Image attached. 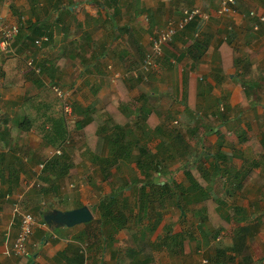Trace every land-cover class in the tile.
Here are the masks:
<instances>
[{"label": "crops", "instance_id": "1", "mask_svg": "<svg viewBox=\"0 0 264 264\" xmlns=\"http://www.w3.org/2000/svg\"><path fill=\"white\" fill-rule=\"evenodd\" d=\"M220 3L0 0V15L6 21L22 22L25 35L33 37L34 32L39 38L49 33L51 38L38 48L18 39L17 55L0 51V105L6 107L0 118V264H197L202 255L219 264H248L264 258V23L250 15L251 10L264 14V0H237V12L222 21ZM196 5L204 8L208 20L199 36L189 25L174 36L166 45L169 49L158 58L159 74L144 82L147 76L137 79L123 70L139 68L155 34L169 19L178 20L183 7ZM227 23H232V30L226 28ZM194 35L206 45L198 63L191 56L197 50H190ZM224 40H231L239 62L225 70L218 48ZM26 42L38 52V64L48 68L41 76H34L23 62L29 48ZM222 49L228 53L224 46ZM73 60L80 62V76L92 70L97 79L93 82L84 76L71 88L76 92L73 106L75 101L80 119L90 116L107 121L110 135L113 128L105 105L112 103L127 115L125 120L134 119L133 124L142 128L134 134L139 143H133L128 153L111 164L108 178L101 160L87 148L90 163L101 173L98 179L108 181L109 187L99 200L93 199L94 210L85 195L80 194L75 204L66 201L63 182L72 168L58 181L55 175L41 179L40 164L58 144L48 136L53 131L32 133L41 124L53 127V122L65 120L51 111L54 101L50 95L46 97L44 84L48 81L44 77L52 80L51 74L57 70L60 81L65 80L64 73L74 82L71 62L67 69ZM106 72L109 81L101 78ZM210 108H214L212 116L206 112ZM23 109L33 116L27 117L32 123L27 131L18 126L17 113ZM174 118L184 131L172 127ZM20 133L24 138L17 136ZM150 142L155 143L153 147ZM116 150L117 145L109 143L104 156ZM152 155L158 163L149 164ZM168 157L181 162L169 165L173 162L167 164ZM122 167H128L132 175L119 178L124 184L120 192L121 184L115 179ZM186 172L191 173V180ZM32 181L42 183L46 192L31 186ZM115 190L121 203L132 205L129 228H99L90 238L84 223L68 227L46 221V215L55 209H72L79 203L91 208L93 219L99 218V203ZM142 193L154 203L140 205L137 199ZM19 194L22 198L17 201ZM169 205L178 214L167 221L171 219L166 216L171 212ZM23 210L33 212L37 220L29 258L18 257L11 249ZM88 240L86 248L83 244ZM142 251L151 253L150 262L144 261Z\"/></svg>", "mask_w": 264, "mask_h": 264}, {"label": "trees", "instance_id": "2", "mask_svg": "<svg viewBox=\"0 0 264 264\" xmlns=\"http://www.w3.org/2000/svg\"><path fill=\"white\" fill-rule=\"evenodd\" d=\"M196 25H197V22H193L189 24V26H191L194 32H195ZM24 26L25 25H21L20 27L19 34L17 35L16 40H15L16 45H17V40L21 39L24 44H25V41L28 40L29 42L30 41L32 42L33 46H35L34 42L37 39L36 35H34L35 33L33 32V37H31V35H25L23 31ZM47 35L50 38V34L48 33ZM197 38L198 37L194 35V40L196 41L193 43L192 47L190 48L191 52H192V49L197 50V52H192V55H191L194 63H198L202 59L203 55L205 54V49L203 47L206 46L204 44H201V41H199V39ZM230 41L231 40H224L222 41L221 45L218 46L219 50L221 48V52H222L220 56V61H221L223 70L227 69L230 65H237L239 63L238 59H236V57L234 58V50L231 47ZM26 46L30 47L31 45L30 43L28 44V42H26ZM222 46H224L228 50L227 54L225 50L222 49ZM40 67H41V71L40 73H38L37 76H41L48 69L47 67H45V65L44 66L41 65ZM51 72L52 70H50V73ZM131 76L133 77L134 75H131ZM135 78L141 79V76L135 77ZM105 108L107 110V115H108L107 119L109 122L112 123L111 128H113L114 135L116 136L115 138H113L110 135H107V132H108L107 128L110 127L107 121L99 122L95 118L93 117L91 118L90 116L87 115L88 116L87 119L85 118L79 119L75 123H76L77 128L84 130V135L86 137L87 146L88 148L91 149L90 151L92 152L93 157L101 160V163L103 164V169H104L103 174L107 176L108 178V176L110 175L109 169H110L111 164H113L115 161L117 162L118 158H121L125 152L128 153L129 150L127 148L130 147L133 143H137V144L139 143V138L137 139L135 135L133 134L132 125H135L136 128H141V127H140V124H133L134 119L132 120L127 119L126 121L128 122L122 123V121H124V119L127 118L126 117L127 115L122 110H120L117 106L113 105L112 103H108L105 106ZM193 120H194V117H193ZM31 125H32L31 120H29L26 117H23V119L18 121V126L22 130H26V131L29 130ZM131 129L132 131H130ZM48 130L50 132L53 131V134H49L48 136L50 138H53L52 142H55L58 145L61 144V140H63L64 137L68 134L67 127H66V121L63 119H59V121L57 120L55 121V123L53 122V127L51 126V129H48ZM195 130L196 129L194 128L191 132ZM179 134H180V131H179ZM127 137H128V141H125L127 140ZM112 142L117 145L116 152L114 154L111 153V155L109 156H104L105 149L107 148L108 144ZM155 156L156 155L151 156L149 160V164L158 163L157 157ZM42 162L44 163V167L42 168L41 173H40L41 179H44L46 175H48L47 177H49L50 175L51 177L55 175V178L58 181L60 180V178L66 177L69 174L70 168L73 167L72 157L66 151H64L62 155H54L51 158L43 160ZM137 163L140 166V164H142V161L138 160ZM186 174L189 180L193 178L190 172H186ZM149 175L150 173H147V176ZM35 185H37V187L41 189L42 192H46V189H44L42 183H40L39 181H37ZM166 190L168 191L167 188ZM116 196H117V193L115 190V192L112 193L110 197H107L106 199L102 200L99 203L98 210L100 212V217L93 219L92 221H89L87 223H84L88 228L87 233H90V238L93 237L95 230L99 228H103L104 230L109 229V228H113L114 230H120L126 227L127 228L130 227L129 222L131 220H130L128 213L132 212V208H131L132 205L130 204L131 205L130 206L128 203H121L122 199L118 200ZM137 200L140 205L144 203H147V204L154 203V200L152 198H150L148 195L145 196L144 194L143 196H138ZM82 205H83L82 203H79L78 205H76V207H79ZM207 208L209 211L210 208L208 206ZM139 211L142 212L143 210L139 209ZM142 252L144 255V261L150 262L151 253L147 254V252H144V251ZM134 254L136 255L137 252H134ZM202 256H205L209 260L210 264H219L218 262L217 263L213 262L206 255H202ZM199 261L197 264H199ZM258 261L259 260H256L248 264H254ZM139 264H144V263L140 261ZM225 264H228V263H225Z\"/></svg>", "mask_w": 264, "mask_h": 264}, {"label": "rangeland", "instance_id": "3", "mask_svg": "<svg viewBox=\"0 0 264 264\" xmlns=\"http://www.w3.org/2000/svg\"><path fill=\"white\" fill-rule=\"evenodd\" d=\"M191 7H193V6H185V7H183L182 8V10H181V16H180V18L183 16V14H184V11H185V9H189V8H191ZM201 9L202 10H204V8L203 7H201ZM235 12H237V10H238V3H237V0H236V5H235ZM204 12V11H203ZM234 12V13H235ZM205 13V17L203 18H200V17H196L195 19H193V20H191L187 25H186V27L190 24V23H193V22H197V25H196V27H195V33H197V36H199L198 35V33L200 32V30H201V28H202V26L205 24V22L208 20V17H209V15L206 13V12H204ZM229 15H232V14H229ZM229 15H226V16H220L219 15V17H220V21H222L223 20V18H226L227 16H229ZM261 23H264V21H261ZM248 26H250V25H248ZM185 27V28H186ZM226 28L228 29V30H232L233 29V25H232V23L231 24H228L227 23V25H226ZM36 48H38L37 46H35ZM34 47V48H35ZM167 49H169V47L168 46H165V48H163V52L165 51V50H167ZM27 50L28 51H30L31 53H32V56H27V58L28 57H33L34 59H36L35 60V63H36V65L37 66H41V65H39L38 64V62H39V59H38V57H37V55H38V52L37 53H35V51H33L30 47L29 48H27ZM33 51V52H32ZM3 55L5 54V53H3V52H1ZM17 54H19V51H18V53ZM5 55H7V54H5ZM27 58H24L23 57V62H24V64L27 66V67H29L28 65H27V62H26V60H27ZM143 60V59H142ZM46 62H47V60H46ZM53 63H54V61H52ZM65 62V61H64ZM70 62L73 64V66L71 67L70 66ZM141 62H143V61H141ZM160 63L161 62H159V66H160ZM79 64H80V62L79 61H77V60H73V61H69L68 63H67V69H69V67H71L70 68V71H72V73L73 74H75V75H73V74H71L70 75V79L71 80H73L74 82H69L68 81V79L66 78V75L67 74H64L63 73V78H65V80H59V78H61L62 76H61V74H58V71L57 70H54V72L56 71L57 72V74H51V77H52V80H49V78H47L46 76L44 77L47 81H48V83L46 84H44V87H45V90H44V92H46L47 93V95H46V97H48L49 95H50V98L52 97V99H53V101H54V106H53V108L51 109V111L53 112V114H56V115H59V116H63L64 117V113H63V110L61 109V99L59 98V96L56 94V92L54 91V89H53V84H58V85H60L61 87H64V88H67V89H71V88H74L73 86H75L76 85V81L78 80V79H80V78H83L84 76H86L88 79H90V80H92L93 82L94 81H97V79H95V77L93 76V71L91 70V73L90 72H84V73H82L83 75H79V73L81 74V71H79V69H78V66H79ZM111 64H113V62H111ZM129 65V64H128ZM134 69H137L138 67H133ZM133 68H130V69H123L124 71H126V72H128L129 74H131L132 73V71H134V69ZM33 68L32 67H29V70H32ZM55 69V68H54ZM133 69V70H132ZM162 69V66H160L159 67V69L158 70H154V71H150L149 73H147V74H145V76H147L143 81L144 82H146V81H148V79H150V77H151V75L152 74H159V70H161ZM26 70V69H25ZM55 72V73H56ZM154 72V73H153ZM107 73V75H104L103 77H101L102 79L103 78H106V79H108L107 81H109V72H106ZM33 75L34 76H37L38 75V73L37 72H35V71H33ZM133 78H135V76H133ZM70 80V81H71ZM66 81H68L69 83H66ZM83 82V79H82V81H81V83ZM134 84H135V86H137L139 83H135L134 82ZM133 85V84H132ZM78 87V86H77ZM67 91H69V90H67ZM73 90H72V96H71V98L73 99ZM16 93V92H15ZM74 93H76V92H74ZM10 95H13V94H10ZM75 95V94H74ZM245 95H247V93L245 92ZM254 96H255V93L253 94ZM75 99V98H74ZM1 101H2V98H1V95H0V103H1ZM218 104V103H217ZM107 105V104H106ZM105 105V106H106ZM74 108H75V101H74ZM6 109V107L3 105V104H1L0 105V118H1V116H2V112L4 111ZM106 109V108H105ZM211 109L213 110L214 108H210V109H207L206 110V112H210L211 113ZM199 110H200V108H199ZM204 110V109H203ZM33 111V110H32ZM77 111V112H76ZM78 109H76L75 108V111H74V115H75V117L74 118H71L70 120H65V121H67V123H66V125H67V135H68V138L70 139V143L65 147V150H67V151H70L69 153H71V155H72V158H73V167H72V169H71V172H70V174L71 175H69L68 176V180H65L64 182H63V191L64 192H66V194L68 195V196H66V201L67 202H73V204H75V200H77L78 198H79V195L81 194V195H85L86 197H87V199L86 200H88L89 201V204H90V206H91V208L94 210L95 209V203H93V199L94 200H99L101 197H102V195H103V193H104V191L105 190H109V187H108V181H106V182H104L103 180H99L102 176L100 175L101 173H100V171H96V170H94V168H93V165L90 163V161H89V159H88V154H87V148H88V146H87V143H86V137H85V135H84V130L83 129H79V128H77L76 127V121L77 120H79L80 119V115H79V113H78ZM29 110L28 109H26V111L23 109L22 111H20V112H18L17 113V115H18V120H21L22 119V117H23V115H26L25 117L27 118V117H29L30 119H32L33 118V116L32 115H29ZM58 112V113H57ZM106 112H107V110H106ZM132 113V112H131ZM14 114H15V112H14ZM106 114V113H105ZM219 116H221V114H220V112L219 113H217ZM211 116H212V113L210 114ZM209 115V116H210ZM213 115H215L214 113H213ZM98 116V115H97ZM209 116H208V119H209ZM214 117V116H213ZM95 119L97 120V121H99L100 122V120L97 118V117H95ZM130 121V120H129ZM175 121V122H174ZM9 122H11V121H9ZM126 122H128V121H126L125 119H124V121H122V123H126ZM201 124V123H200ZM42 126L41 127H39V128H37V130L38 131H33L32 133L33 134H39V135H42V134H44L45 133V130L46 129H51V126H50V124H41ZM196 125H197V123H196ZM0 126H1V124H0ZM12 126V125H11ZM34 127V126H33ZM43 127V128H42ZM172 127L174 128V129H182L183 131H184V129H183V127H182V125L180 124V121L177 119L176 120V118H174L173 119V121H172ZM204 127V126H203ZM212 127V126H211ZM169 128H170V126H169ZM206 130H209V128L208 127H204ZM208 128V129H207ZM12 129L14 130V131H16V127H12ZM133 134H138V132L140 131V130H142V128H136V126L134 125L133 126ZM132 129L130 130V131H132ZM22 130V129H21ZM199 131V130H198ZM210 131V130H209ZM113 132V131H112ZM211 133H213L212 131H210ZM197 133V132H196ZM111 136H113L114 135V132L113 133H109ZM22 135H25V134H22V133H20V134H18L17 136L19 137V138H24V136H22ZM30 134H28V136H29ZM66 135V136H67ZM65 136V137H66ZM65 137H64V139H65ZM203 142V141H202ZM207 143H210L209 142V140H208V142ZM154 142H150V146L151 147H153L154 146ZM199 145V144H198ZM210 144H208V145H204V146H209ZM87 146V147H86ZM212 146V145H211ZM88 150L90 151L91 149L90 148H88ZM51 152V151H50ZM50 152H49V154H50ZM180 159H181V157H179ZM174 160V157H168V159L166 160V163L167 164H169V163H171V162H173L172 164H169V165H174V163H178V162H181V161H173ZM88 161H89V163H88ZM121 172L119 173V175H118V179H115V182L116 183H118V184H121V189H120V192H122L123 190H122V186H124V184L121 182V179H119V178H121V177H125L126 175H132V172L129 170V168L128 167H125V169H123V167L121 168ZM99 178V179H98ZM99 180V181H98ZM37 181H32V182H30V185L31 186H33V185H35V183H36ZM94 183V187H92V184ZM99 183V184H98ZM124 189V188H123ZM98 191H100V193L98 194ZM124 192H125V189H124ZM21 194V193H20ZM19 194V195H20ZM21 198H22V195L20 196ZM169 208H170V213L169 212H166V216L167 217H171V219H167V221H170V220H172V217H173V213H177V212H174V211H178L177 209H176V207L175 206H173V205H169ZM178 214V213H177ZM166 222V220H162V222ZM79 227H83V225H80ZM91 242V240H88V241H86L83 245L84 246H86V248H87V244L88 243H90ZM200 252V251H199ZM200 254H201V252H200ZM18 257H21V256H18ZM200 257V259H201V257L202 256H198V258ZM261 259H264V258H261ZM103 264V263H102Z\"/></svg>", "mask_w": 264, "mask_h": 264}, {"label": "built area", "instance_id": "4", "mask_svg": "<svg viewBox=\"0 0 264 264\" xmlns=\"http://www.w3.org/2000/svg\"><path fill=\"white\" fill-rule=\"evenodd\" d=\"M9 1V0H5ZM235 5L236 0H221L220 7L218 9V14L220 16H226L229 14H233L235 12ZM251 16H256L259 21H264V15L258 13L256 10L250 11ZM196 17L204 18L205 13L201 9L200 6H193L189 9H185L184 14L178 20L170 19L165 27L159 30L156 35L152 39V46L150 51L146 54L145 58L143 59L142 65L134 69L132 71V75L135 77L145 76V74L149 73L150 71H154L158 66V58L163 55V48L173 40L175 34L179 31L185 29L186 25ZM23 23L22 22H9L6 21L0 15V51L7 54V55H17L18 53V46L15 43L16 37L19 34L20 27ZM49 41L48 35H43L35 40V46L41 47L44 43ZM27 56H32L30 51L26 52L24 58ZM33 57H28L26 62L29 67H32V71L40 73L41 67L37 66ZM28 67V68H29ZM53 89L56 94L61 99V109L64 113V119L70 120L74 118V107H73V99L72 90L61 87L58 84H53ZM69 90V91H67ZM66 121V123H67ZM70 143V139L68 135L65 137L61 144L54 148L48 158H51L54 155H62L65 151V147ZM44 167V163L40 164V170ZM21 195L18 196L17 201H20ZM36 224V218L34 214L29 210H23L20 216V225L18 232L13 240L12 243V252L16 256H30L29 250V240L34 231V226ZM199 264H210L209 260L202 256ZM254 264H264V259L259 260Z\"/></svg>", "mask_w": 264, "mask_h": 264}, {"label": "water", "instance_id": "5", "mask_svg": "<svg viewBox=\"0 0 264 264\" xmlns=\"http://www.w3.org/2000/svg\"><path fill=\"white\" fill-rule=\"evenodd\" d=\"M93 219V212L88 205L75 207L72 209H55L46 215L48 223L72 227L81 223L89 222Z\"/></svg>", "mask_w": 264, "mask_h": 264}, {"label": "clouds", "instance_id": "6", "mask_svg": "<svg viewBox=\"0 0 264 264\" xmlns=\"http://www.w3.org/2000/svg\"><path fill=\"white\" fill-rule=\"evenodd\" d=\"M257 12H258V11H257ZM258 13H259V12H258ZM260 14L264 15L263 13H260ZM250 15H251V14H250ZM253 17H255V18L258 20V18H257L256 16H253ZM169 20H170V19H169ZM169 20H168V21H169ZM168 21H167V22H168ZM258 21H259V20H258ZM167 22H166V23H167ZM259 23H261V21H259ZM45 35H46V34H45ZM155 35H156V34H155ZM175 35H176V34H175ZM42 36H43V35H42ZM40 37H41V36H40ZM32 213H33V212H32ZM34 216H35V215H34ZM35 218H36V217H35ZM36 222H37V220H36ZM19 225H20V223H19ZM35 225H36V224H35ZM34 227H35V226H34ZM29 242H30V240H29ZM29 250H30V249H29ZM30 253H31V251H30ZM31 256H32V254H31L30 256H27V258H29V257H31ZM23 257H25V256H23Z\"/></svg>", "mask_w": 264, "mask_h": 264}]
</instances>
